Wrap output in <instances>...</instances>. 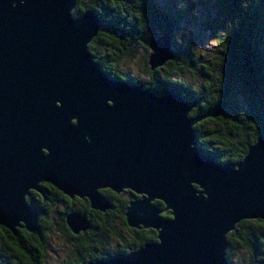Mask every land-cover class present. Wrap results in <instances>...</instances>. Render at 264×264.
<instances>
[{
  "label": "water",
  "instance_id": "1",
  "mask_svg": "<svg viewBox=\"0 0 264 264\" xmlns=\"http://www.w3.org/2000/svg\"><path fill=\"white\" fill-rule=\"evenodd\" d=\"M76 3L0 0V226L37 231L26 198L41 184L101 213L111 208L101 190H128L140 197L126 208L128 227L155 231L156 242L88 264H232L228 234L264 221V114L245 158L216 162L196 147L193 127L230 117L225 103L190 116L198 102L175 89L157 95L104 73L88 50L103 24L92 12L74 18ZM170 38L149 42L151 71L174 59ZM64 221L73 235L90 229L81 212Z\"/></svg>",
  "mask_w": 264,
  "mask_h": 264
},
{
  "label": "trees",
  "instance_id": "2",
  "mask_svg": "<svg viewBox=\"0 0 264 264\" xmlns=\"http://www.w3.org/2000/svg\"><path fill=\"white\" fill-rule=\"evenodd\" d=\"M184 2L168 0L162 5L160 0H77L72 15L78 18L92 12L102 22L103 27L88 45V50L107 75L142 85L157 95L166 88H173L184 99L198 102L190 116L202 115L219 102H224L232 115L208 118L196 124L193 127L195 145L218 163L237 164L257 141L263 123L264 0ZM192 14L195 20L189 19ZM196 19L200 29L196 27L195 32L199 29L200 35L210 37L215 44V49L209 50V60L206 61L202 59L203 55L196 54L194 45L185 43L175 47L174 44V33L180 30L189 32ZM164 33L171 37L174 59L151 71L147 65L148 52L145 64L149 80L127 78L120 71V61L135 57L139 47L147 51L149 42ZM189 75L195 79L196 86L179 79ZM26 200L38 209L37 231L29 233L19 227L14 236L0 226V262L5 264H46L49 232L53 230L55 215H58L55 216V224L59 232L67 237L74 249L72 255L75 262L64 264L107 260L134 252L146 243L156 242L155 231H138L134 241L124 243L123 250L118 253L115 226L118 221L113 217L114 211L105 214L94 212L81 201L82 206L73 205L55 188L43 184L40 192H31ZM66 202L69 204L60 211L57 206ZM154 204L160 210L164 209L162 203L156 201ZM73 211L81 212L88 219V231L79 235L70 234L64 218ZM115 216H118V206ZM161 216L169 218V213ZM262 222L241 221L228 234L226 258L232 264H264ZM5 249L11 252L9 256Z\"/></svg>",
  "mask_w": 264,
  "mask_h": 264
},
{
  "label": "rangeland",
  "instance_id": "3",
  "mask_svg": "<svg viewBox=\"0 0 264 264\" xmlns=\"http://www.w3.org/2000/svg\"><path fill=\"white\" fill-rule=\"evenodd\" d=\"M168 0H160V3L163 5ZM186 2L184 3H192L194 0H184ZM196 1V0H195ZM195 13V12H194ZM195 15L192 14L189 16V19L195 20ZM188 19V18H187ZM199 20L196 19L195 26H190L189 32L187 30H180L176 31L174 33V44L175 47L178 45L183 46L185 43H190V45H194L193 49L196 52V54H201L202 59L209 60L208 52H211L209 50L215 49V44L211 41L210 37L206 35H200V26L197 27V22ZM187 24V23H186ZM185 27L184 24H182ZM198 29V31L195 32V30ZM196 28V29H195ZM187 29V28H186ZM179 32V33H178ZM202 32V31H201ZM204 45V46H202ZM199 51H198V48ZM149 50H144L143 48H137L135 57L133 58H123L120 62V71L127 77V78H135L138 77L141 80L148 81L149 75L146 73V64H145V58L148 55ZM199 56V55H198ZM185 83H189L190 85L196 86V81L194 78H192L190 75L186 76L185 78H179ZM128 197V196H126ZM60 211L64 210L65 205H59ZM82 208V207H80ZM62 209V210H61ZM83 209V208H82ZM58 216V215H55ZM53 217L52 223L54 225L53 230L49 232V238H48V252L46 257V264H64L65 262H71L74 263V258L72 255V252H74L73 247L69 244L67 237L59 232L58 226L55 224L56 218ZM116 231L118 232V222L115 224ZM1 246V245H0ZM7 255H10V251L8 249H5ZM243 259V258H241ZM238 260L236 259L235 263ZM243 263V261H241ZM0 264H5L4 261H1Z\"/></svg>",
  "mask_w": 264,
  "mask_h": 264
},
{
  "label": "flooded vegetation",
  "instance_id": "4",
  "mask_svg": "<svg viewBox=\"0 0 264 264\" xmlns=\"http://www.w3.org/2000/svg\"><path fill=\"white\" fill-rule=\"evenodd\" d=\"M43 185L47 186L49 184H43ZM52 188H54V187H52ZM33 192H36V191H33ZM38 192H40V191H38ZM100 193L102 194L103 197H105L110 202L111 208L108 211H110V210L114 211L113 217H114V219H116L118 221V253H119L120 251L123 250V244L124 243H128L129 241H131V242L134 241V238L136 237V232L142 231V230L147 231L144 229H132V228L128 227V225L126 223V219H125V211L129 205V203L132 200L140 199V197L135 196L133 193H131L128 190H125V191H122L121 193L115 194L109 189H104V190H101ZM114 194H115V196H114ZM117 196H118V198H117ZM126 196H128V197H126ZM68 200L71 201L73 203V205H76V206H82L81 202L87 203V205L89 206V203L87 200H81L77 197L74 199L68 198ZM79 201H81V202H79ZM68 204L69 203H67V202L65 204L59 203V205H65L66 207ZM117 206H118V216H115V213H117ZM89 208H90V206H89ZM92 211H94V210H92ZM108 211H106L105 213H107ZM94 212H99V211H94ZM99 213H101V212H99ZM105 213H101V214H105ZM71 235H73V234H71ZM125 255H127V254H125Z\"/></svg>",
  "mask_w": 264,
  "mask_h": 264
},
{
  "label": "snow or ice",
  "instance_id": "5",
  "mask_svg": "<svg viewBox=\"0 0 264 264\" xmlns=\"http://www.w3.org/2000/svg\"><path fill=\"white\" fill-rule=\"evenodd\" d=\"M14 6V5H13ZM53 105H54V108L56 110H62V100L60 98H55L53 99L52 101ZM111 103V100L109 99V104ZM71 123L73 125H77V121L76 120H72ZM45 155H47V153H45ZM264 223V222H262Z\"/></svg>",
  "mask_w": 264,
  "mask_h": 264
},
{
  "label": "bare ground",
  "instance_id": "6",
  "mask_svg": "<svg viewBox=\"0 0 264 264\" xmlns=\"http://www.w3.org/2000/svg\"><path fill=\"white\" fill-rule=\"evenodd\" d=\"M170 36V35H169ZM171 39V38H170ZM125 191V190H124ZM65 196V195H64ZM89 206H90V204H89ZM91 209V208H90ZM89 222V221H88Z\"/></svg>",
  "mask_w": 264,
  "mask_h": 264
}]
</instances>
